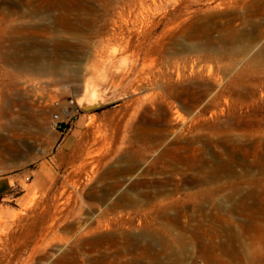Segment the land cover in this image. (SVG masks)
Segmentation results:
<instances>
[{
  "label": "rangeland",
  "instance_id": "rangeland-1",
  "mask_svg": "<svg viewBox=\"0 0 264 264\" xmlns=\"http://www.w3.org/2000/svg\"><path fill=\"white\" fill-rule=\"evenodd\" d=\"M36 1L0 0V135L18 142V149L0 146V177L10 176L19 181L10 198L0 199V238L5 237L0 239V264H7L6 260L12 254L22 262L31 252L32 246L24 247L23 239L21 247L15 248L11 242L10 234L20 231V223L30 226L35 233L42 224H50L51 220H45L54 214L58 220L55 221V231L65 236L72 234L62 225L65 221L91 218L94 226L97 225L100 210L105 205L92 201V207H88L91 200L86 191L100 185L97 180L102 170L108 167L106 163L113 150L119 149L118 155H122L130 140L135 142L134 125L160 119L162 132L166 133L167 127L174 124L179 128L174 133L169 132L158 150L150 151L146 157H138L141 168L152 166L159 150L168 147L172 140L178 141L174 152L180 156L179 166L191 164L194 168L189 173L194 172L195 175L201 168H213L232 153L238 156V173L245 172V164L250 163L249 160L259 165L264 162V0H251L245 6L236 5V0H147L146 12L150 19L162 11H168V17L177 15L180 20L187 19L180 22L171 36L164 38L161 49L151 52L146 62L143 59L145 50L137 52L133 47H125L121 39L109 40L117 28L115 20H120L118 11L122 7H140V0L97 2L108 9L103 12L104 19L91 28H79L81 31L58 24V12L55 10L40 9L36 12L33 6ZM218 2L231 4L222 8L217 6ZM166 22L167 18H164L152 35L156 36ZM78 47L83 48L80 54L76 50ZM104 49L105 53L100 57V51ZM110 57L116 61L114 64ZM97 60L99 66L94 65ZM120 63L125 71L131 69L133 72L129 71L125 78H114L113 69ZM44 65L48 70L39 69ZM140 67L143 76L147 74V81L144 87L136 90L133 89L134 82L139 78ZM75 81L96 83L102 105L90 111L80 109L77 112L72 103L78 101L73 85ZM183 90L190 93L196 90L198 93L194 97L189 96L195 101H182L173 96ZM189 103L193 106L190 107ZM66 110L71 113L68 117L63 115L68 125L78 121L80 124L73 148L60 157L59 144L63 136L51 127L50 118L53 113L64 114ZM90 119H94L95 124H88ZM237 124L240 128L261 124V132L245 128L242 131ZM82 134L88 135L84 138ZM235 136H239L240 142L234 140ZM232 140L241 143L245 150L232 144ZM90 150L98 153L96 158L100 160L95 174L90 177L73 176ZM51 161L56 164L51 186L41 191L29 187L33 171ZM255 170L251 173L258 178L260 174ZM154 177L160 179L163 175ZM138 178L143 176L134 177ZM225 181L230 183L232 179H221L214 185L219 186ZM216 186L213 191L215 198L205 200L190 199L188 192L196 187L181 186L176 195L181 199L176 200L175 206L165 208L171 215V221L164 216H159V219L148 210L147 213L142 211L144 206L127 209L124 216L128 218L129 231L139 237V244L132 254L140 258L141 264H151L154 260L151 254L157 252L162 253L160 260L164 264H217L216 260L221 261L219 264H264V221H254L251 211L239 212L238 194L236 200L225 197L232 190L230 184L223 189ZM241 186L244 193L252 191L248 184ZM256 186L264 190L260 181ZM22 193L26 194L17 198ZM68 194L71 195L69 201L66 200ZM163 197L150 199L156 201V209L160 207L158 200L162 201ZM60 200L64 202L60 203ZM30 202L33 206L27 211L25 208ZM58 204H62L64 209L55 212L54 207ZM235 204L239 211H236ZM161 205L166 207L168 204ZM13 214H20L25 219L15 225ZM106 217L113 226L119 214L110 212ZM104 230L105 227H101V231ZM145 231L147 236H141ZM233 234H241L252 243L241 253H248V258L253 261L236 259L238 256L224 244ZM156 236L162 237L163 245L154 240ZM211 243L216 246H210ZM71 245L72 242L52 244L44 252L54 264ZM149 246L151 248L146 253L144 250ZM38 258L32 264H39ZM15 260L8 264L18 263Z\"/></svg>",
  "mask_w": 264,
  "mask_h": 264
},
{
  "label": "bare ground",
  "instance_id": "bare-ground-1",
  "mask_svg": "<svg viewBox=\"0 0 264 264\" xmlns=\"http://www.w3.org/2000/svg\"><path fill=\"white\" fill-rule=\"evenodd\" d=\"M100 1L101 0H90V1L89 0H37L33 6L36 12L39 11L40 9L53 10V11L55 10L58 12L57 14L58 24H60L61 26L72 28V29L81 28V30H83V29L91 28L93 25L97 24V22H100V20L104 19L103 12L105 11L106 13L108 9L106 10L102 8L104 6H101L99 3H97ZM146 1L147 0H140V7H136L135 5L132 6V8L122 7L118 11V18L120 19L119 20L120 23L117 20H115L117 28L115 29V32L112 34V37L109 38V40L121 39L125 43V47H128V48L133 47V49L135 48V51L137 52H141L142 50H145L144 52L145 56L143 58L145 62L149 58V54L151 52H156L161 49L162 45L164 44L163 43L164 38L171 36L175 28L180 24V22L185 21L187 19V17H184V18H181L180 20L178 19L177 15L173 17H168L169 15L168 11L157 12L156 13L157 15H153L154 16L153 19H150L148 12H146L148 10V7L145 4ZM176 1L178 2L181 0H176ZM249 1L251 0H236L235 4L238 6H245L246 4H248ZM228 4H231V3L230 2H218L217 6L226 8ZM164 18H167V22L164 28L156 36H153L152 34L154 33V31L160 25V23L162 22ZM236 18L240 19L239 17H236ZM81 49L83 48L78 47L76 49L77 53L80 54ZM103 53H105V49L100 51V57L103 56L102 55ZM102 58L100 59L101 61H103ZM16 59H19L18 56ZM110 61L112 62V64L116 62L111 57H110ZM145 62H143L144 66H146ZM121 64L122 63H120L117 67L115 66V68L113 69V72L110 71V73L112 72V75L114 76V78L115 77L125 78L132 71L131 69H129L130 72L128 70H127L128 72L125 71L124 68H122L123 65ZM94 65L99 66V60L95 61ZM144 66H141V67H144ZM141 67L139 69L140 73H139L138 80L136 78L137 81L134 82L135 84L132 82L135 85L134 86L135 88L133 89H136V90L144 87L143 85L147 81L145 78V75L147 74L145 73V75L143 76L144 72H143V69H141ZM39 69L48 70V67L45 65L39 66ZM71 77L73 78V76ZM119 80L117 79V81ZM95 84L92 82H84V81H82V83H76V81H75V84L73 83L74 88H75L74 90L76 92V95L78 96L77 102L79 103L80 108L84 111H90V110H93V108L102 105V99L100 100L98 88L95 86ZM196 93H198L196 90H194L193 92L191 90V93L188 90L187 91L183 90V91H178L177 93H174L173 96L177 98L178 100L184 101V100L189 99L191 102H193L195 101V98L192 100L190 99L189 96L194 97ZM200 98L201 97H199V99ZM189 106L190 107L193 106V103H189ZM126 112H128V110H126ZM119 118L122 119V117H119ZM94 122H95L94 119H90L88 124L90 125L95 124ZM116 122L118 123V121ZM160 122H161L160 119L159 120L152 119V120H149L148 123H140V124L134 125L133 128L135 130L134 131L135 133L133 134V136L135 138L134 140L135 142L130 140L129 146H127L126 150L124 151L122 155H118L120 153L119 149L116 148L115 151L113 150L112 154L107 160L108 162L106 163V164H109L108 167L102 170V172L100 173L101 176L99 175L100 178L97 176V178H99L98 179L99 181L95 179V181L97 180V182L100 183V185H94L93 187H91L90 189L86 191L87 197L91 200V202H88V207L90 208L92 207L93 205L92 201H96V203L98 202L101 205L103 204L105 205L104 208L100 210L101 216H99V219H97V225L94 226L95 223L93 224V222L91 221V218H86V217H85L86 219L68 221V223L65 221L66 223L63 222L62 225L65 226V229L68 230L69 233H72V234L71 236L70 235L69 236L60 235L56 233L55 231L56 222L58 221V220L56 221L57 215L52 214L48 216V218L45 220V222L51 220L50 224L47 223L46 226L42 224L38 232L32 233L30 226L20 223V222H23V219L25 218L22 217V215L20 214H13L15 225L18 223L22 225L20 231L17 230L18 231L17 232L15 230L12 232L10 231L11 234L9 233L10 237H12L13 239L11 241L12 243H14V245L12 244L13 247L15 248L21 247L23 245V242H22V239H23L25 241L24 243L25 245L23 246L24 247L32 246V248H31V252L29 256L25 258L22 262H20V258L16 254L14 255L12 254L11 256L7 258L6 260L7 264L10 261H12V259H16L15 261L18 262L16 264H19V263L32 264L33 260L36 259L37 257H39L38 258L39 264H52L50 260L48 259V257L46 256V253L44 251L46 250V248H48L52 244L58 245L62 242H72V245L67 249V251L64 252V254H62L60 258L57 259V261L54 264H87V261L89 264H141V260H139L140 258L135 257L132 254V251L134 250V248H137L135 246H138L139 244L138 243L139 237L134 236L129 231V227L127 226L128 218L126 219L124 216L127 213L126 212L127 209H133L135 206H140L143 208L144 206L143 209L140 208L142 209V211L144 210L146 212L148 210V212H153V216H155L154 215L155 213L158 216V218L159 216H161V218L164 216L166 219L168 218L167 219L168 221H171L172 220V218H170L171 215L167 214L166 209L168 206L176 205L174 203H176L177 202L176 200L179 198V197L176 198V195L179 194L180 187L183 185L187 187H192V188L196 187L195 190L188 192V196L190 199L205 200L206 198H215V193L213 191H214V186L216 185H214V183H216L218 180H221V179L231 178L232 183L231 182L228 183V181H225L221 185L216 186V187L223 189L230 184V187L232 190L229 193H227L225 197L228 200H234V199L236 200L237 194L239 195V201L238 200L237 201L239 203L238 207L241 211H239V209L237 210L238 207L236 204L238 203L234 205L236 208V211L241 212V214H244L247 211H251L254 217L253 218L254 221H261V222L264 221V190L258 189V186H256L257 181H260V184L261 183L264 184V162L259 165L254 160H249L251 162L250 163L246 162L245 172L238 173L236 169L237 167L236 161L238 159V156L236 153H232L229 157L222 158L220 163L214 166L213 168L211 169L201 168L200 172L195 175L194 172L189 173L194 168L191 164H187L186 167L179 166V163L181 161L179 158L180 156L174 152L176 150V146L174 145H177L178 141L175 142L174 140L175 144H173L174 142L172 140L171 144L168 145V147H166L162 151L159 150L157 157L154 160L152 166H148V167L145 166L146 168H141L138 157L139 156L146 157V155L150 151L158 150L160 146L162 145L163 140H165V137L166 136L168 137L169 132L174 133L176 132V129L178 128V126L176 127L175 124L170 125L167 127V132L165 133V132L160 131L161 129L159 126L161 125ZM237 126L239 127L240 124L239 125L237 124ZM228 127L229 126L227 125V128ZM236 128L237 127H235V130H238ZM244 128L239 127V129L242 131H244L245 129H250L252 131H257V133L261 132L260 131L261 124L247 125V127L245 129ZM242 133L244 134V132ZM88 134H84V135L82 134V135L85 138L86 135ZM245 134H247V132ZM236 136L234 137L235 138L234 140H236L239 137L238 136L236 138ZM169 140L171 141V139ZM190 142L193 143L192 140H190ZM233 143L235 142H233L232 140V144ZM235 145L239 147L241 150L243 149L241 143H235ZM0 146H2L3 149H10V150L18 149V142H16L15 140L14 141L9 140L7 137L0 135ZM100 149L101 148L99 147V150ZM94 152H95L94 150H90L88 152L87 156L83 158L80 166H78L77 169L74 170L73 176L79 177V176L85 175L87 177H90L91 174H95L96 172L95 167L98 165L100 160L99 158H96L98 153L96 152L94 153ZM242 152H241V155H243ZM253 170L257 171L260 174L258 178H256V176L253 173H251V171ZM156 174H162L163 177H161L160 179H157L154 177ZM135 176H143V178L134 179ZM148 176L150 177L152 176V177L146 178ZM80 178L82 179V177ZM93 178L94 177H92V179ZM80 181L78 183H80ZM244 183L248 184V186H250L252 191H250L249 193H244V187L241 186ZM167 186H169L170 188H168ZM165 187L166 189H164ZM150 188L151 190H149ZM161 195L162 196L164 195V197L161 198L163 200L162 201L158 200V205H160V207L156 209L157 207V204H155L156 201H150V199L152 198L158 199L157 197ZM67 196L68 197L66 198V200L69 201L71 199V195L68 194ZM64 200H60V203L62 201L64 202ZM35 203L37 202L35 201ZM161 203H167L168 205L166 207L165 206L162 207ZM61 205L62 204H60L59 206L58 204L54 207L56 208L55 212L60 210V208L62 210L64 206L62 207ZM32 206L33 204L30 202L29 205L27 204L25 209L28 211L29 209H31ZM152 206H155V209L151 210ZM234 206L232 207V209H235ZM172 208L174 209L176 207H172ZM110 212H118L119 214V218L116 219V221L113 223V226L111 225L110 221L106 217V215L109 214ZM24 213L26 215L28 214V212H24ZM96 213H97V209H96ZM151 214L149 213V215ZM59 225L60 223L58 224V226ZM101 227H105V230L101 231ZM53 231H55L54 234L52 236H49L50 233ZM5 232H4V235H6ZM6 233L8 235V232ZM146 233H147L146 231L143 232V235L141 236H147ZM155 234L157 233L155 232ZM1 238H5V237H1ZM154 240L158 243V245H163L162 237L159 238V236H156ZM224 244L228 246L227 248L230 249L231 253L238 256L236 257V259L244 260V261L251 260L250 257L248 258L249 256L248 253L246 254L241 253L248 245L252 244L251 242H247L246 237L244 238L243 235L233 234L229 238V240L226 241V243ZM210 246H216V244L214 245V243H211ZM150 248H151L150 246L146 247V250L144 251L147 253L150 250ZM161 255L162 253H159V252H157L156 254H151V257H153L154 259L151 264H164L160 260ZM168 255L170 254L168 253ZM258 257L260 259V255H258ZM176 258L177 259L179 258L180 260H182V258L178 256ZM215 260L216 259H214V261ZM251 261H253V259ZM215 262L219 264V262L221 261L216 260Z\"/></svg>",
  "mask_w": 264,
  "mask_h": 264
},
{
  "label": "crops",
  "instance_id": "crops-1",
  "mask_svg": "<svg viewBox=\"0 0 264 264\" xmlns=\"http://www.w3.org/2000/svg\"><path fill=\"white\" fill-rule=\"evenodd\" d=\"M78 123L71 125L69 130L64 134H61L63 137L60 140V157L63 156L64 152H69L73 148L76 138L78 136ZM56 164L54 162H47L43 165H39L32 174L31 180L28 183L29 187L37 189L39 191L46 189L51 186L54 180V171ZM19 185L17 178L12 179L10 176L0 177V199H8L13 195L14 189ZM26 193H22L19 197L21 198ZM16 198V199H17Z\"/></svg>",
  "mask_w": 264,
  "mask_h": 264
},
{
  "label": "built area",
  "instance_id": "built-area-1",
  "mask_svg": "<svg viewBox=\"0 0 264 264\" xmlns=\"http://www.w3.org/2000/svg\"><path fill=\"white\" fill-rule=\"evenodd\" d=\"M74 104L75 110L77 112L80 111V109L78 108L76 102H72ZM65 113L62 114V112H56L53 113L51 118H50V125L53 129H55L56 131H58L61 134H64L65 132H67L70 128V126L68 125V121L65 120L64 116L66 117L70 116L71 113L69 110L64 111Z\"/></svg>",
  "mask_w": 264,
  "mask_h": 264
},
{
  "label": "water",
  "instance_id": "water-1",
  "mask_svg": "<svg viewBox=\"0 0 264 264\" xmlns=\"http://www.w3.org/2000/svg\"><path fill=\"white\" fill-rule=\"evenodd\" d=\"M76 104H77L78 108L81 109V108H80V105H79V103H78L77 101H76ZM98 107H99V106H98ZM95 108H97V107H95ZM95 108H93V109H95Z\"/></svg>",
  "mask_w": 264,
  "mask_h": 264
}]
</instances>
